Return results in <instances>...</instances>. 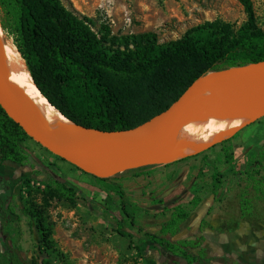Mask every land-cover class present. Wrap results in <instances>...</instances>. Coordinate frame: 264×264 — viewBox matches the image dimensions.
Masks as SVG:
<instances>
[{"label": "trees", "instance_id": "1", "mask_svg": "<svg viewBox=\"0 0 264 264\" xmlns=\"http://www.w3.org/2000/svg\"><path fill=\"white\" fill-rule=\"evenodd\" d=\"M236 1L246 17L239 27L220 20L205 22L166 44H159L156 35L150 32L113 35L106 24H101L94 32L93 19L65 9L60 0H0V11L4 30L12 37L15 49L45 100L74 124L110 133L135 128L162 113L205 72L264 62V30L256 23L252 1ZM237 135L219 144L226 163L233 161L230 141ZM25 139L29 138L0 108V164L24 166L28 160L23 147ZM225 144H228L226 148ZM202 153L185 160L195 159ZM247 158L254 166L262 168L264 143L256 155L250 154ZM154 167L129 170L109 179H98L79 171L98 184L116 190L120 211L132 218L125 212L123 191L111 180L135 178ZM214 181H217L216 176ZM28 183L29 180L25 182ZM78 194L77 186L52 177L45 185L43 206L28 203L26 211L40 236L38 250L41 254L49 257L56 252L46 213L50 201L68 199L74 205ZM201 201L194 197L189 204L196 209ZM155 203L162 205V201ZM7 205L5 189V195L0 196L3 227L8 222ZM240 212L244 219L243 206ZM190 215L191 211L175 206L158 234L145 233L139 238L140 244H145L149 238L151 247L161 250L162 254L181 257L187 264L200 263V258L191 252L197 248L192 241L173 240ZM6 254L9 264H19L15 251L9 246ZM149 264L155 263L150 261Z\"/></svg>", "mask_w": 264, "mask_h": 264}, {"label": "rangeland", "instance_id": "2", "mask_svg": "<svg viewBox=\"0 0 264 264\" xmlns=\"http://www.w3.org/2000/svg\"><path fill=\"white\" fill-rule=\"evenodd\" d=\"M251 1L256 23L264 30V0ZM60 2L65 9L93 19L94 32L101 24L108 25L113 35L150 32L156 35L159 44L178 40L190 28L205 22L220 20L239 27L246 19L242 6L236 0ZM3 22L0 11L3 41L6 47L15 49L12 37L3 28ZM4 26L8 29V23L5 22ZM261 119L257 118L250 125ZM219 144L198 156L201 158V168L191 180V196L179 205L191 211L189 219L202 207L201 214H198L201 220L198 221L197 216L194 222H190L188 231L179 230L173 240L192 241L197 248L191 252L201 260L198 264H211L220 252L218 255L215 251L210 252L204 247V236H197L196 233L209 234L207 231L212 229L211 221L232 228L235 218L241 217L243 206L244 220L257 228L254 233L257 240L253 237L249 248L244 247V254L249 260L255 259L257 264H264V235L259 232L264 229V166L258 168L247 158L250 154L256 155L260 147L245 155L233 153V161L226 163ZM227 146L224 145L225 148ZM23 147L28 156L24 166L0 164V196L5 195V189L8 195L6 227L0 221V264H9L6 254L8 246L15 251L19 264H149L150 261L155 264H187L181 257H172L153 249L149 238H146L145 244H140L139 239L145 233L158 234L160 226L170 218L173 208L178 205L169 204L159 213L151 211L147 216L138 210L133 213L131 207L125 205V212L132 217L128 218L120 211L118 194L111 186L98 184L30 138L24 140ZM52 177L77 186L79 194L74 205L68 199H60L50 201L46 208L56 250L47 257L38 250L40 236L26 207L31 202L37 207L43 206L45 185ZM27 180L29 183L26 185ZM194 197L202 200L196 209L189 204ZM156 207L159 208V205ZM119 231L131 236H121ZM218 239L213 236L209 241Z\"/></svg>", "mask_w": 264, "mask_h": 264}, {"label": "water", "instance_id": "3", "mask_svg": "<svg viewBox=\"0 0 264 264\" xmlns=\"http://www.w3.org/2000/svg\"><path fill=\"white\" fill-rule=\"evenodd\" d=\"M257 64H264V62ZM257 64L203 73L162 113L135 128L107 133L108 139L94 158L86 157L67 140L50 133L29 116L11 91L1 64L0 108L28 138L52 155L87 175L98 179H109L129 170L160 165L162 158L176 139L182 109L209 105L237 113H253L257 115V118H263L264 87L252 91L232 89L233 72ZM93 131L98 134L106 133ZM136 137L139 140V146L136 149L128 150L116 157L109 155L113 146L119 145L123 140Z\"/></svg>", "mask_w": 264, "mask_h": 264}, {"label": "bare ground", "instance_id": "4", "mask_svg": "<svg viewBox=\"0 0 264 264\" xmlns=\"http://www.w3.org/2000/svg\"><path fill=\"white\" fill-rule=\"evenodd\" d=\"M0 29V64L11 91L29 116L50 133L67 140L86 157L94 158L103 148L109 134L84 130L65 119L35 87L27 67L15 49L6 47ZM8 43V42H7ZM264 87V64H257L233 72L232 89L252 91ZM257 118L253 113H237L209 105L182 109L176 139L161 160V164L185 159L230 139L243 126ZM139 146L138 138L123 140L110 150L116 157Z\"/></svg>", "mask_w": 264, "mask_h": 264}, {"label": "crops", "instance_id": "5", "mask_svg": "<svg viewBox=\"0 0 264 264\" xmlns=\"http://www.w3.org/2000/svg\"><path fill=\"white\" fill-rule=\"evenodd\" d=\"M237 133L238 135L230 141L233 153L245 155L258 149L264 143V117L253 125L243 126ZM200 168V157L187 160L179 159L157 165L138 177L120 178L111 180V182L120 186L124 193L123 202L126 206L131 207L133 213L134 210H138L140 214L147 216L151 211L159 213L170 203L181 205L186 202L191 196L189 192L192 186L191 180ZM156 200L162 201L159 208L156 207L158 205L155 203ZM201 208L197 209L195 214L193 213L191 220L189 219L181 225V231L190 227V222H194L198 214H201ZM197 218L198 221L201 220L200 216ZM235 219L236 222L232 228L218 221H211L212 229L207 231L209 234L196 233L197 236H204V247L210 252L215 251L216 255L220 252L216 261H211V264H251L252 261V264H257L255 259H250V261L243 251L244 247L249 248V244L256 238L254 233L257 228L248 224L241 217ZM259 232L264 235V229ZM213 236H217L219 239L210 242L209 240ZM176 240H182V238Z\"/></svg>", "mask_w": 264, "mask_h": 264}]
</instances>
